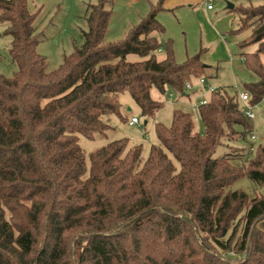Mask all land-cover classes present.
Returning <instances> with one entry per match:
<instances>
[{
	"label": "trees",
	"instance_id": "trees-1",
	"mask_svg": "<svg viewBox=\"0 0 264 264\" xmlns=\"http://www.w3.org/2000/svg\"><path fill=\"white\" fill-rule=\"evenodd\" d=\"M30 1L0 0L17 67L0 73V264H264V195L232 189L244 176L264 187V146L254 156H214L225 140L251 135L238 92L216 90L199 106L203 133L180 108L169 125L156 122L147 158L142 145L116 137L113 119L131 120L124 93L151 121L169 91L189 97L188 80L218 76L203 50L179 63L173 41H162L163 0L109 43L115 0H92L83 43L53 71L37 51L43 7L32 12ZM232 11L240 23L230 34L250 31L235 48L258 47L241 54L256 78L243 90L256 106L264 101V0ZM81 137L107 142L87 153Z\"/></svg>",
	"mask_w": 264,
	"mask_h": 264
},
{
	"label": "rangeland",
	"instance_id": "rangeland-1",
	"mask_svg": "<svg viewBox=\"0 0 264 264\" xmlns=\"http://www.w3.org/2000/svg\"><path fill=\"white\" fill-rule=\"evenodd\" d=\"M236 1V2H235ZM93 2L92 0H31L30 10L36 12L38 8L43 7L40 16L37 20L39 32H42L41 43L38 45L37 51L40 55L44 56L48 60V71L56 70L62 63L64 56H69L73 53L75 45H81L83 43L82 33L88 30L87 22L85 21V15L87 10V4ZM215 8L214 11H205V4L199 6L201 13L195 15L194 12H189L188 9H177L174 13H167L161 16L163 26L166 27L167 35L162 38L173 41L174 53L176 60L179 63L184 62L188 57H192L203 50L202 59L206 65L219 67V74L216 78L207 80L208 86L215 90L227 89L232 92H238V94L244 92L243 85L255 81L256 78L248 71L244 62L241 59L242 53L255 52L258 47L251 46L248 49L241 50L239 48L232 49L234 45H239L241 40L250 35V31L243 32L239 35H231L232 31L239 28L240 17L237 13L228 8V3L236 6H260L262 0H212ZM235 8V7H234ZM150 12V6L146 0H115L114 13L112 15L109 30L105 38V42H118L123 40L127 33L137 25L142 18L148 15ZM201 21L213 24L216 26L218 33L227 37L226 44L224 42L225 51H219L216 53L217 61L209 63L208 54L215 55L214 51L211 52L210 47L214 46L211 43L209 45L208 39L203 33V27H201ZM6 26L0 25V73L11 77L16 71L17 67L12 64L9 50L11 47L12 38L5 35ZM205 35V36H204ZM208 49L209 51H207ZM165 50H161L157 53L159 61L165 59ZM232 55L233 60L229 63H225V55ZM264 63V54L261 56ZM128 60L131 62L142 60L137 55L128 56ZM212 64V65H211ZM194 83L197 80L192 79ZM198 90V91H196ZM173 96L164 97L165 110H162L157 115V121L165 125H169L172 120L173 110L176 108L186 109L193 114L196 127L199 132L203 133L204 127L199 117V102L203 99H208L211 96V92L208 87L206 90L201 89L188 90L189 97L180 98L173 91H169ZM153 98L159 99L160 95L157 91H153ZM183 103H175L177 100ZM123 112L126 116H136L140 119L143 128L140 130L138 127L130 126L128 123H120L116 118L113 119V124L117 126V138L127 137L133 144L143 146V157L147 158L152 145H157L158 140L155 134L154 121H148L149 119L141 116L139 108L133 102L128 92L124 93L121 97ZM241 110H245L246 105L239 102ZM131 109V111H129ZM255 119L250 120V133L256 136V140L251 139V135L248 133L245 140H239L234 142L224 141V145L220 146L215 153V157H221L233 151H239L240 153H251L252 148L257 147L263 143L264 139V101L254 107ZM149 124L146 126L145 122ZM107 141L103 138L97 137L95 140H89L85 137H81L80 144L82 148L90 153L97 148L103 146ZM253 156L254 154L251 153ZM250 154V155H251ZM252 156V157H253ZM233 190H244L249 196L264 195V187L252 182L248 176H244L239 180L232 188Z\"/></svg>",
	"mask_w": 264,
	"mask_h": 264
},
{
	"label": "crops",
	"instance_id": "crops-1",
	"mask_svg": "<svg viewBox=\"0 0 264 264\" xmlns=\"http://www.w3.org/2000/svg\"><path fill=\"white\" fill-rule=\"evenodd\" d=\"M147 2H148V4H149V6H150V10H151V5H155V4H157L160 0H146ZM210 1H212V0H163V5H164V11H162L160 14H159V16H158V20L160 21V23L163 25V23H162V20H161V16H163L164 14H169V13H174L177 9H179V8H182L183 10L184 9H188L189 10V12H194L195 13V15H199L200 13H201V11H200V9H199V6H201V5H203V4H205V11H206V9H207V11L208 12H211V11H214V7H213V5H212V9H208V6L210 5V4H212V3H209ZM226 2L228 1V0H225ZM229 1H231V0H229ZM236 2V1H235ZM234 7H236V5H234ZM228 9V8H227ZM231 10V9H230ZM198 18H199V16H198ZM200 19V18H199ZM203 24V22L201 21V25ZM165 27V26H164ZM201 27H203V33H205V37L208 39V41H211V42H209V45H211V43L212 44H214V46H212V47H210V51L211 52H213L214 51V53H215V55H213V54H208L207 56H208V58H209V63H211V62H213V61H217V55H216V53L217 52H219V51H224L225 53H226V51H225V47H224V42H226V44H229L226 40H227V37L226 36H224V35H222V34H220V33H218V31H217V29H216V26H213V24H209V23H207V21L206 22H204V24L201 26ZM166 28V27H165ZM165 35H167V30H166V33H165ZM165 35H163L162 36V38L165 36ZM166 37V36H165ZM169 40V39H168ZM164 41H167V39L165 40L164 39ZM224 41V42H223ZM234 48H232V49H235V45L233 46ZM207 51H209L208 49H206ZM224 58V61L223 62H225V63H229L231 60H233V57H232V55L231 56H229L228 54H226L225 55V57H223ZM212 65V64H211ZM219 74V73H218ZM191 81H192V79H190ZM192 83L194 84V86H199V83H198V81L196 82V83H194L193 81H192ZM196 89H199V88H196ZM196 91H198V90H196ZM168 95V94H167ZM166 95V96H167ZM169 95L170 96H173L171 93H169ZM168 95V96H169ZM177 101L175 102V103H183V101L181 102L180 101V99H176ZM165 108L166 107H164V109L163 110H165ZM184 109V108H183ZM184 110H186V109H184ZM129 111H131V109L129 110ZM174 111V110H173ZM187 111V110H186ZM160 113V112H159ZM158 113V114H159ZM154 121V125H155V123L156 122H158L157 121V117H156V119H154L153 120ZM149 124V122L148 121H146L145 122V125L147 126ZM133 127H135V126H133Z\"/></svg>",
	"mask_w": 264,
	"mask_h": 264
},
{
	"label": "built area",
	"instance_id": "built-area-1",
	"mask_svg": "<svg viewBox=\"0 0 264 264\" xmlns=\"http://www.w3.org/2000/svg\"><path fill=\"white\" fill-rule=\"evenodd\" d=\"M208 9H212V4H210L208 6ZM242 61L244 62V57L241 58ZM198 83H199V86H194V84L192 83L191 80H188L187 83H186V89L187 90H194L196 88H199L201 89V91H204L206 90V88L208 87L209 91L211 93H214L216 92V90L210 86H208L207 84V80L202 78L200 80H198ZM240 100L246 105V108L245 110L243 111L244 114L250 119V120H253L255 119V113H254V107L255 106H252L249 104V101H250V97L248 95V93L246 92H242L240 93ZM208 99H203L202 101L199 102V106L201 105H206L208 103ZM130 125L131 126H135V127H138L140 130H142L143 126H142V123L140 121V119L138 117H132L131 120H130ZM251 139L252 140H256V136L252 133L251 134ZM263 143H264V139H263ZM252 150L254 151L255 149L252 148Z\"/></svg>",
	"mask_w": 264,
	"mask_h": 264
},
{
	"label": "water",
	"instance_id": "water-1",
	"mask_svg": "<svg viewBox=\"0 0 264 264\" xmlns=\"http://www.w3.org/2000/svg\"><path fill=\"white\" fill-rule=\"evenodd\" d=\"M228 9H231V10H233L234 9V5L233 4H231V3H228ZM234 48V47H233Z\"/></svg>",
	"mask_w": 264,
	"mask_h": 264
}]
</instances>
